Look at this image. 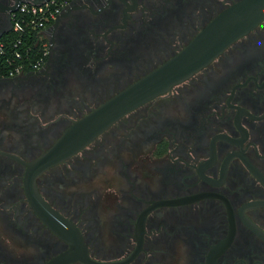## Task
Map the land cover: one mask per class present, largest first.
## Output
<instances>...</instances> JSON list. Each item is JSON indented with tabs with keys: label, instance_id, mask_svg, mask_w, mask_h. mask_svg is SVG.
<instances>
[{
	"label": "flooded vegetation",
	"instance_id": "flooded-vegetation-1",
	"mask_svg": "<svg viewBox=\"0 0 264 264\" xmlns=\"http://www.w3.org/2000/svg\"><path fill=\"white\" fill-rule=\"evenodd\" d=\"M239 1L70 0L42 34L44 67L0 81L14 92L0 102V151L17 157L0 154V241L31 246L15 261L0 244V264H50L72 249L28 202L23 162ZM0 26L11 28L9 15ZM83 80L99 83L80 90ZM37 188L94 262L264 264V20L45 171Z\"/></svg>",
	"mask_w": 264,
	"mask_h": 264
},
{
	"label": "water",
	"instance_id": "water-1",
	"mask_svg": "<svg viewBox=\"0 0 264 264\" xmlns=\"http://www.w3.org/2000/svg\"><path fill=\"white\" fill-rule=\"evenodd\" d=\"M48 1L50 0H0V24L6 15L11 18V14L24 2L40 6ZM263 20L264 0H241L235 3L221 12L176 56L72 123L54 144L35 160L30 163L23 162L26 166L24 185L28 202L38 217L72 246L69 253L50 264H67L77 260L88 264L107 263H97L88 257L78 229L54 211L41 197L37 178L48 169L78 154L124 116L189 79ZM4 35L5 33H1L0 39ZM0 154L17 158L1 151Z\"/></svg>",
	"mask_w": 264,
	"mask_h": 264
},
{
	"label": "built area",
	"instance_id": "built-area-1",
	"mask_svg": "<svg viewBox=\"0 0 264 264\" xmlns=\"http://www.w3.org/2000/svg\"><path fill=\"white\" fill-rule=\"evenodd\" d=\"M70 0H50L40 6L24 2L11 14L14 37L0 39V81L40 71L47 58L48 44L43 32L51 25ZM36 47L40 57L32 62L30 52ZM24 48V49H23Z\"/></svg>",
	"mask_w": 264,
	"mask_h": 264
},
{
	"label": "rangeland",
	"instance_id": "rangeland-1",
	"mask_svg": "<svg viewBox=\"0 0 264 264\" xmlns=\"http://www.w3.org/2000/svg\"><path fill=\"white\" fill-rule=\"evenodd\" d=\"M98 83H99L98 80H96V81L83 80L78 84V88L80 90H83V89H86L88 87H94V86L96 87ZM12 95H14V92L10 89L8 90L7 93L0 92V102H2L6 97L12 98L11 97ZM26 95L29 97V94H26ZM26 95H24V96H26ZM40 96L37 95L35 98L39 97L38 98L39 101L45 100L44 97H42V95H40ZM32 97H33V94L30 95V98H32ZM1 113L2 112L0 111V117L2 116ZM21 131L23 133H25V135H26V136L24 135V138H29V135H27L28 133L26 131H24L23 129H21ZM3 235L4 236L2 237V241H0V244L6 250L7 254H9L10 257H13V259L15 261H18L19 257H21V255H19V254H21L22 252H25V251L27 252L30 250L31 246H29L24 241V239L21 238L19 241V240H16V239H13V238L7 236L6 234H3ZM10 260H12V259L10 258Z\"/></svg>",
	"mask_w": 264,
	"mask_h": 264
},
{
	"label": "trees",
	"instance_id": "trees-1",
	"mask_svg": "<svg viewBox=\"0 0 264 264\" xmlns=\"http://www.w3.org/2000/svg\"><path fill=\"white\" fill-rule=\"evenodd\" d=\"M14 37V34L13 33H7L3 36V40L5 42H10V40ZM24 49V48H23ZM41 53L38 52L37 48L36 47H33L32 48V51L30 52V58H31V61L32 62H35L41 55Z\"/></svg>",
	"mask_w": 264,
	"mask_h": 264
},
{
	"label": "crops",
	"instance_id": "crops-1",
	"mask_svg": "<svg viewBox=\"0 0 264 264\" xmlns=\"http://www.w3.org/2000/svg\"><path fill=\"white\" fill-rule=\"evenodd\" d=\"M2 29H3V27H2V26H0V34H1V33H5V34H6L7 32H9V31H10V29H11V28H10V29H7V30H5V31H2Z\"/></svg>",
	"mask_w": 264,
	"mask_h": 264
}]
</instances>
